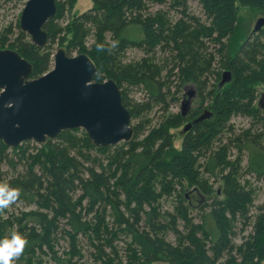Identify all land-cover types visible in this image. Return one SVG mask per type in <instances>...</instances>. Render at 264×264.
Here are the masks:
<instances>
[{"label":"trees","instance_id":"obj_1","mask_svg":"<svg viewBox=\"0 0 264 264\" xmlns=\"http://www.w3.org/2000/svg\"><path fill=\"white\" fill-rule=\"evenodd\" d=\"M77 1L56 0L44 47L18 21L0 32V49L27 60L32 78L52 69L55 45L88 55L94 82L120 88L135 136L111 147L79 129L41 146L0 142V184L19 189L27 208L0 209V239L16 232L27 241L13 264H264V203L252 213L248 180L264 183V29L246 36L239 18L240 8L264 12V0H91L62 27ZM131 50L142 56L130 59ZM225 72L231 81L220 87ZM188 86L198 107L173 114ZM131 88L144 93L142 104L129 99ZM205 110L212 117L192 124L177 150L170 130ZM235 116L248 127L236 129ZM240 224L247 235L235 243Z\"/></svg>","mask_w":264,"mask_h":264},{"label":"water","instance_id":"obj_2","mask_svg":"<svg viewBox=\"0 0 264 264\" xmlns=\"http://www.w3.org/2000/svg\"><path fill=\"white\" fill-rule=\"evenodd\" d=\"M57 14L56 0H28L19 26L37 47L48 42L45 25ZM264 18L257 21L252 33L261 31ZM97 67L86 54L68 55L59 48L52 69L32 78L33 67L18 52L0 49V142L15 148L26 142L45 145L66 130L84 131L96 147L130 143L135 131L123 95L114 80L94 82ZM231 81L225 72L220 87ZM196 96L194 87L186 88L182 116L191 109ZM259 107L264 108V94ZM212 117L210 111L194 124ZM191 124L185 126L187 132Z\"/></svg>","mask_w":264,"mask_h":264},{"label":"rangeland","instance_id":"obj_3","mask_svg":"<svg viewBox=\"0 0 264 264\" xmlns=\"http://www.w3.org/2000/svg\"><path fill=\"white\" fill-rule=\"evenodd\" d=\"M28 0H24V2L21 3H17L16 1H6V0H0V32L3 29H6L7 27L9 28L11 25L12 27H16V24L18 21H20V16L21 13L24 9V6L26 4ZM93 7V3L91 0H78L74 6V8L72 9V11L70 13H65V16L60 19V25L62 27H65L70 20L72 19V16L74 15H80L83 14L85 12H87L88 10H90ZM190 7L191 10L194 11L195 15L197 17H203L202 16V11L201 8H199V6H197L196 3L191 2L190 3ZM239 18H240V23L241 26L243 27V30L246 32V36H250L251 32L253 31L257 21L261 18H264V12L263 11H258V10H250V9H246V8H240L239 9ZM204 19V18H202ZM264 29V27H263ZM13 39V37H12ZM60 47H58V45L54 46V52H56ZM3 49H9V48H3ZM72 55H76V54H72ZM142 54L141 52L137 51V50H131L128 52V57L130 59H136L141 57ZM190 87V86H189ZM263 91H261V93H263ZM129 99L133 102V103H137V104H142L145 98L144 93L138 89V88H131L129 90ZM186 95V91L183 92L180 95V99L179 101H177V103L172 104L171 106V112L173 114H180V109H181V104L183 101V96ZM262 96L259 95L258 97V103L262 101ZM197 99V98H196ZM196 99L193 100V103L191 105V109L188 112V114L192 111V109H196L198 107V101H196ZM159 108H155V110L151 113L150 115V120L153 121L154 124H156L160 117L162 116L163 112L159 111ZM204 112V111H203ZM203 114V113H202ZM236 129L237 128H242V127H248V123L249 120L247 118H244L242 116H235L232 118L231 121ZM136 121H133V124H135ZM186 124H183L182 126H180L177 129H173L170 130V134L173 135V142H174V147L177 150H180L182 147V143H183V139H184V128H185ZM81 131V130H80ZM31 145H37V143L31 141L30 142ZM123 143L119 144L122 145ZM117 146V145H116ZM245 164V162H244ZM4 171H6V167H4ZM248 180H250L253 184L254 187L257 189V196L255 199V206L254 208H252V213H256L257 212V207L260 206L262 203H264V183L263 182H257L255 180L254 177L252 176H248ZM164 208H170L171 202L165 203L164 204ZM27 209L26 207H24L23 204L21 203H13L11 204L8 208H6L8 213H19L22 210ZM29 209V208H28ZM197 212H193V214H196ZM5 217H7V214L3 215ZM242 226L241 224L238 225L237 228V233H238V238L237 240H235V243H240L241 242V238L244 237V235H247L246 233H241ZM82 242L86 245L87 242L85 239H82ZM86 250V249H85ZM86 253H88L86 251ZM86 258H89V256L86 255Z\"/></svg>","mask_w":264,"mask_h":264},{"label":"clouds","instance_id":"obj_4","mask_svg":"<svg viewBox=\"0 0 264 264\" xmlns=\"http://www.w3.org/2000/svg\"><path fill=\"white\" fill-rule=\"evenodd\" d=\"M19 195V189L0 184V209H6L15 203ZM26 243L25 238L16 232L10 237L0 239V264H13L22 254Z\"/></svg>","mask_w":264,"mask_h":264},{"label":"flooded vegetation","instance_id":"obj_5","mask_svg":"<svg viewBox=\"0 0 264 264\" xmlns=\"http://www.w3.org/2000/svg\"><path fill=\"white\" fill-rule=\"evenodd\" d=\"M185 91H186V89H185ZM263 94H264V93H262L261 96H263ZM184 97H185V95L183 96V100H184ZM195 98H196V96H195ZM195 98H194V99H195ZM261 98H262V97H261ZM194 99H193V100H194ZM193 100H192V103H193ZM182 102H183V101H182ZM192 103H191V105H192ZM181 106H182V104H181ZM205 112H206V110L204 111V113H205ZM204 113H203V114H204ZM180 114L182 115V111H181V109H180ZM203 114H201V115H203ZM201 115H200V116H201ZM187 116H188V114H187L186 116H183V117H187ZM200 116H199V117H200ZM199 117H198V118H199ZM188 124H191V125H192V124H194V121H193L192 123H187L186 125H188ZM186 125H185V126H186Z\"/></svg>","mask_w":264,"mask_h":264}]
</instances>
